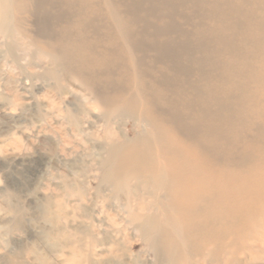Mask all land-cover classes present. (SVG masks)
<instances>
[{
    "label": "rangeland",
    "instance_id": "374dc122",
    "mask_svg": "<svg viewBox=\"0 0 264 264\" xmlns=\"http://www.w3.org/2000/svg\"><path fill=\"white\" fill-rule=\"evenodd\" d=\"M36 1L27 13L12 0L11 34L0 35V264H169L163 242L183 231L145 223L168 211L167 177L113 180L104 163L112 143L151 134L149 116L167 118L160 94L181 110L170 137L202 144L196 170L187 169V189L204 198L191 218L226 236L215 222L234 211L237 222L250 217L219 258L264 264V0ZM143 98L154 100V115ZM205 114L206 135L190 126ZM191 234L196 252L175 264L208 259L210 246Z\"/></svg>",
    "mask_w": 264,
    "mask_h": 264
},
{
    "label": "bare ground",
    "instance_id": "6f19581e",
    "mask_svg": "<svg viewBox=\"0 0 264 264\" xmlns=\"http://www.w3.org/2000/svg\"><path fill=\"white\" fill-rule=\"evenodd\" d=\"M28 1L29 0H23L24 5H21L19 7L17 6L15 8L16 5H14V3L12 4V0H0V35H3V36L6 37V36H9L11 34V29L9 27V22L11 21L10 20L9 11L11 9L15 8V10L24 11V12L28 13V9H29V7L27 5ZM41 1L44 2L43 0H41ZM145 1L147 2V0H145ZM36 2L39 3L40 0H38ZM160 2H161V0H160ZM179 3H180V1H179ZM204 5H205V2H204ZM204 5H202V7ZM206 5H208V4H206ZM178 6H180V4ZM182 7H184V6H182ZM166 9H167V7H166ZM195 9H196V7H195ZM182 10H184V9H182ZM187 10H190V9H187ZM163 11L165 12V10H163ZM190 11H192V10H190ZM166 13H168V12H166ZM184 14H182V15H184ZM190 14L192 15L191 12H190ZM198 14H200V13H198ZM110 15H111V18H112L111 20L115 21L116 18H117V13L113 12V10L111 9ZM209 15H211V14H209ZM56 21H58V18L57 17L53 18L52 22L55 23ZM48 22L50 24H52V22H50V21H48ZM44 25H45L46 28L48 27L47 22L44 23ZM124 36L127 39H129V37L127 35L124 34ZM246 37H247V35H246ZM200 42H201V40H200ZM126 43H127V41H126ZM135 45H133V44H129L128 45L127 44L126 45V49L131 50V49L136 47ZM232 46H233V44H232ZM172 48H174V47L172 46ZM150 49L152 51H162V52L164 51L163 47L155 46L154 44L150 46ZM89 52H91V51H89ZM99 95H101V94H99ZM160 95H163V94H160ZM160 95H157L158 96V100L163 103L162 105L167 109V111L163 110V111H160L159 113L161 115L167 117V118L163 119V120H158V119H153L152 120L150 118V116H149L147 118V122H145V123L147 124L151 134H146L143 137L139 136V137H137L134 140L129 141V142L128 141L127 142L126 141H122L120 143H112L107 148V151H106L107 152L106 153L107 154V158L104 161L105 166H108L107 169H109L107 172L110 174L111 177H113V180H117L119 175L120 176L121 175H125L124 177H126L129 174H144L145 177H147L148 174H149L150 176L152 175V177H154L158 181H160L163 178V177H161L162 175L164 177H167L168 182L163 184V185H166L165 186L166 187V198H165V201H166L165 205L166 206L164 204H162V207L163 208L166 207L168 209V211L167 212L162 211L164 213V214H162V216L157 217V218L156 217L155 218L151 217V218L147 219L148 222H145L146 224L147 223L154 224V222L157 221V222H159L161 224V228L164 231L170 230L172 228L173 229H180V230L183 231L182 234L178 235V236H181V235L183 236L182 239H179V240H183V241H179V240H176V239L174 240V239L170 238V243L163 242V244L168 247L167 257H166L167 263L175 264L176 263V258L179 259L177 257V255H180L181 253L182 254L185 253L186 255H188L190 253L194 254L196 251L191 247V245H190L191 243H189V241L186 238H187V236L192 235L191 233H194L195 235H197L196 233H198V234L200 233L199 235L201 237L198 235L199 236L198 239H202L204 245H206V246L209 245L210 246V249L207 252L208 253V259L205 261V264H216V262L219 261V260L223 261L222 264H230L228 262L229 260L227 258H224V257H221V259L219 258L220 253L222 255L223 250H224V252H225V250L228 251V249H230V247L236 243L234 241V238L239 233H241V232L238 233V231H237L238 225H244L246 223L250 224V223L253 222V220L249 217V218H247V221L245 223L237 222L236 217H235V213H240V212L234 211V212H229L228 217L224 219L225 222H223V221L220 222V223L215 222L214 224H219V225H221L223 227H226V229L225 228H223V229H225L224 231H225L226 236L230 237V240H227L226 236L223 234L224 232L222 233V231H220L221 228L220 229L218 228L219 230L218 229H213V230H210V231H206L203 228L204 224H201V223L197 224L191 218L192 215L194 217V216L200 214V209H201V204L200 203L204 202V198H203V195L199 192L198 189H196V190L187 189L188 188V184L187 183L188 182L192 183L194 181V179H195L194 177H191V176H189L187 174V169H191V172L196 170V169H194V167L198 165V163H197L198 156L197 155H199V153L203 154V153H201L203 151L202 144L196 143V146L193 148L191 146H186L185 144L183 145V143H181L179 141H175V140H173L170 137V131H169V129L166 126L169 125V124H176L180 120L181 110L179 108H177L175 105H173V107L170 109L171 104L164 97H162ZM109 102H111V101L107 100V104H109ZM127 103L130 106H134L135 100H133L132 102H127ZM153 103H154V100L152 98H149V100L143 98V100L141 101V104L143 106L149 107L148 110H147L149 112V115H152V114L154 115V111H153V108H152L153 107ZM136 106H137V104H136ZM123 107L125 108L126 106L120 103L118 105H115V107H114V109L112 111L116 115H118L122 111ZM170 110H172V111H170ZM216 115L217 114L214 113L213 121H219L220 120V117L218 115L217 116ZM205 116H206L207 119L205 117H201V121L199 123L197 122L195 124L196 125L195 127H194L193 124L190 125L191 127H193V131H194V129H196L199 133H202L204 135L210 133V131L212 129L211 121H210V118H209V116L207 114H205ZM154 118H156V117H154ZM203 118H204V121L208 122V124L206 126H204V121L202 120ZM182 127H184V126H182ZM204 140H206V139H204ZM178 156H181V157L177 158ZM182 156H183V158H182ZM185 157H187V158H185ZM206 157H208V156H206ZM188 158H192V160H193L192 164L190 163L191 164L190 167L187 165ZM213 168H214L213 164H209V163L206 164L205 163V169L211 171V170H213ZM157 172H160L162 175H156ZM223 175H224L225 179L230 180V178L226 177L225 174H223ZM120 182H122V181H120ZM115 183H117V181H115ZM205 201H206V199H205ZM190 202H192V203H190ZM187 205H189V206H191L193 208V211L190 210L189 214L187 212V210H188L187 209ZM163 210H165V209H163ZM218 213H220V214L223 213L224 214L225 211L224 212L221 211V212H218ZM190 214H192V215H190ZM209 214H210V216L208 215L206 217V219H210L211 218L212 220H214L217 213H216V211H212ZM217 216L221 217L220 215H217ZM201 217L203 218V215H201ZM206 221L210 222L209 220H206ZM243 228H245V227H242V229ZM174 241H176L177 245L176 244L174 245V243H173ZM234 246H236V245H234ZM238 248H240V247H238ZM199 249H201V248H199ZM176 250H178L180 252L178 254H175ZM233 253H231V254H233ZM236 254H238V253H236ZM257 259L258 258H253L254 261H256ZM186 260H187V258H186ZM253 260L250 258V256H248L247 263L245 262L244 264H255L253 262ZM258 264H260V263L258 262Z\"/></svg>",
    "mask_w": 264,
    "mask_h": 264
}]
</instances>
